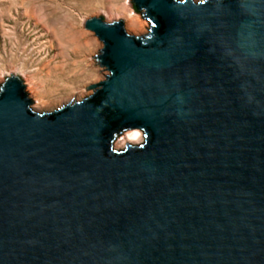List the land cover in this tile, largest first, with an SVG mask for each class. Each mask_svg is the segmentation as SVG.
I'll return each mask as SVG.
<instances>
[{
    "label": "water",
    "instance_id": "95a60500",
    "mask_svg": "<svg viewBox=\"0 0 264 264\" xmlns=\"http://www.w3.org/2000/svg\"><path fill=\"white\" fill-rule=\"evenodd\" d=\"M130 1L87 97L0 85V264H264V0Z\"/></svg>",
    "mask_w": 264,
    "mask_h": 264
},
{
    "label": "rangeland",
    "instance_id": "374dc122",
    "mask_svg": "<svg viewBox=\"0 0 264 264\" xmlns=\"http://www.w3.org/2000/svg\"><path fill=\"white\" fill-rule=\"evenodd\" d=\"M135 14L147 23L143 31H135L128 19ZM92 17L105 22L121 20L133 35L148 33L149 21L130 0H0V85L6 77L17 75L32 99L31 108L42 113L90 95L94 91L90 86L108 74L97 58L103 43L86 26ZM67 97L55 106H37L39 100L57 102ZM131 130L116 136L115 149L143 140L137 129L142 134L139 141L117 145Z\"/></svg>",
    "mask_w": 264,
    "mask_h": 264
},
{
    "label": "bare ground",
    "instance_id": "6f19581e",
    "mask_svg": "<svg viewBox=\"0 0 264 264\" xmlns=\"http://www.w3.org/2000/svg\"><path fill=\"white\" fill-rule=\"evenodd\" d=\"M130 15H134V13L131 12ZM128 19L131 21L132 27L135 29V31L140 32V30L143 31L145 29V25L147 23L145 21H142L141 19H139V16L138 15L135 14V16H132V17H130ZM82 94H83L82 92H78V95L79 96L82 95ZM68 98L69 97H67V98H61L57 102L56 101H54V102H45V101L39 100L37 102V106L39 108H42V106H47V105L48 106L49 105L50 106H55V105H58V103H61L62 100H65V99H68ZM140 133L141 132L139 130H137V131L136 130L128 131L125 134H123L122 137L119 138L116 141V144L119 145V146L120 145L123 146L128 141H139L142 138V134H140Z\"/></svg>",
    "mask_w": 264,
    "mask_h": 264
}]
</instances>
